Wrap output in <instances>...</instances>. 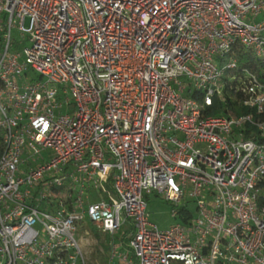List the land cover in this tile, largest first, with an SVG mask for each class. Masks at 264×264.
<instances>
[{
	"label": "built area",
	"instance_id": "obj_1",
	"mask_svg": "<svg viewBox=\"0 0 264 264\" xmlns=\"http://www.w3.org/2000/svg\"><path fill=\"white\" fill-rule=\"evenodd\" d=\"M238 49L264 63V0H0V264H95L88 237L102 264H264Z\"/></svg>",
	"mask_w": 264,
	"mask_h": 264
},
{
	"label": "rangeland",
	"instance_id": "obj_2",
	"mask_svg": "<svg viewBox=\"0 0 264 264\" xmlns=\"http://www.w3.org/2000/svg\"><path fill=\"white\" fill-rule=\"evenodd\" d=\"M189 207L191 210H194V205L192 203L189 204ZM172 209L173 205L171 203L164 201L154 193H152L147 200V216L150 221L161 229H166L175 222V219L171 216ZM95 237L98 238L99 235L95 234ZM80 243L84 246V251L87 254L90 263H103L104 254L107 252L108 248L106 244L102 243L101 245L104 248V252L102 253L99 250L97 243L93 241L91 237L82 239ZM122 249L125 250L124 248H121V250Z\"/></svg>",
	"mask_w": 264,
	"mask_h": 264
},
{
	"label": "trees",
	"instance_id": "obj_3",
	"mask_svg": "<svg viewBox=\"0 0 264 264\" xmlns=\"http://www.w3.org/2000/svg\"><path fill=\"white\" fill-rule=\"evenodd\" d=\"M237 54V62L240 66L246 65V64H252L255 69L259 72V77L264 78V63H261L257 59H255L253 56H251L249 53L238 49L236 51ZM211 112V111H210Z\"/></svg>",
	"mask_w": 264,
	"mask_h": 264
}]
</instances>
